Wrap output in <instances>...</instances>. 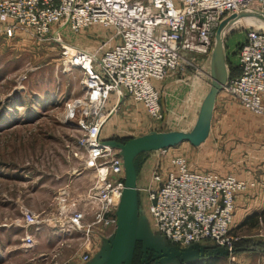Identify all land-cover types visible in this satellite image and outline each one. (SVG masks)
Returning a JSON list of instances; mask_svg holds the SVG:
<instances>
[{
	"label": "built area",
	"instance_id": "built-area-1",
	"mask_svg": "<svg viewBox=\"0 0 264 264\" xmlns=\"http://www.w3.org/2000/svg\"><path fill=\"white\" fill-rule=\"evenodd\" d=\"M254 4L264 11V0H0V33L10 40L21 31L57 42L64 67L84 76L85 95L69 105L68 117H75L82 131L83 170L92 173V183L82 190L62 188L56 212L47 220L26 210L22 222L27 248L35 246L33 233L45 221L61 236L80 231L87 239L97 230L117 226L126 173L120 150L102 137L117 108H108V102L127 94L144 105L151 119L162 122V92L154 82L176 73H203L196 57L210 52L221 23ZM93 25L111 28L109 41L118 42L103 52L104 46L89 51L63 37L66 29L77 33ZM237 65L239 74L228 78L223 89L264 117V29L245 30ZM160 151L169 154L168 149ZM249 190L264 198V177L245 180L195 170L185 155L171 154L153 172L148 211L158 232L179 247L213 241L232 252L239 240L230 233L237 198ZM90 214L93 219L86 223ZM82 258L90 260V255Z\"/></svg>",
	"mask_w": 264,
	"mask_h": 264
},
{
	"label": "rangeland",
	"instance_id": "rangeland-1",
	"mask_svg": "<svg viewBox=\"0 0 264 264\" xmlns=\"http://www.w3.org/2000/svg\"><path fill=\"white\" fill-rule=\"evenodd\" d=\"M262 11L259 5L249 8L245 11L247 15L223 30V48L224 52L227 50L226 65L230 72L238 66L237 53L245 39V30L264 29V15L257 16ZM113 33L111 28L93 25L77 33L66 29L63 37L70 44L89 51L104 46L103 52L118 42V38L109 41ZM17 35V38L10 40L0 33V264H40V258L48 259L55 253L52 249L56 244H50L55 241V236L59 240L73 237L61 236L56 228L48 226L45 221L39 231L30 228L37 241L33 248H27L24 245L27 229L22 222L24 212L33 211L47 220L56 212L58 206L54 203L62 188L69 186L82 190L93 179L90 171L83 170L82 131L75 117H68L69 105L85 95L84 76L78 69L68 70L64 67L61 47L57 42L40 40L21 31ZM216 42L215 37L210 52L196 57L203 69V76L209 82H212ZM114 105L119 107L105 125L103 138H118V142L124 143L160 131L159 122L151 119L144 105L129 95L124 94L120 100L114 95L107 107ZM213 115L212 131L207 139L194 149L180 150L191 168L234 175L245 180L264 175V117L241 106L225 89L216 96ZM177 147L179 144L171 146L168 156L161 151L143 152L144 159L149 160L146 164L151 162L155 170L163 161H167L169 155L180 153ZM139 163L142 169L144 164ZM146 174L140 173L142 179L137 181L140 202L138 217L145 231L140 239L156 242L163 249L169 248L174 243L165 241L158 232L145 203L146 194L140 189ZM259 196L261 193L258 191L249 190L237 198L236 217L230 233L239 240L258 233L249 226L241 227L244 219L240 222L239 219L260 206L263 210L259 211H264V201L259 203ZM242 202L246 205L243 208H248V211L240 209ZM261 223L264 224L263 219ZM135 227L138 228V223ZM48 240L52 242L48 243ZM64 243L58 246L61 244L62 248ZM196 245L204 246V250L199 252V257L203 259L196 264L226 263L227 257L211 260L218 256L216 252L221 246L217 243L206 241ZM155 252L157 250L153 249L149 256H143L150 259L144 264H155ZM40 253L46 254L40 257ZM214 253L217 256H213Z\"/></svg>",
	"mask_w": 264,
	"mask_h": 264
},
{
	"label": "crops",
	"instance_id": "crops-1",
	"mask_svg": "<svg viewBox=\"0 0 264 264\" xmlns=\"http://www.w3.org/2000/svg\"><path fill=\"white\" fill-rule=\"evenodd\" d=\"M244 41V40H243ZM242 41V42H243ZM227 52V50H226ZM225 53V56L227 54ZM238 57V53H237ZM227 60V59H226ZM238 63V61H237ZM238 67V66H237ZM238 69V70H237ZM237 72H240L239 67L235 69L234 74ZM228 78H231V72L228 69ZM212 82H209L203 74H196L191 71L182 72V73H176L172 74L169 77H167L164 81H155V86L162 92V107L165 113V118L162 122H159V129L160 133H171V132H184V133H190L195 128L201 108L203 106V103L205 99L207 98L211 87ZM212 116V121H213ZM227 117V115H225ZM213 124H211L212 126ZM212 131V128L210 129V132ZM209 132V135H210ZM110 138V137H106ZM191 148H195L194 145H192L190 142H183L179 144V147H177V150L180 152L179 154H183L180 150L187 151ZM169 151H171V147L167 148ZM145 155H141L140 161L144 164L142 166V169L140 168L139 163V175L140 173H147L146 179L141 183L140 189L146 194V206L148 209V194H147V187H149L152 184V174L154 172V167L151 162L148 165L149 160L144 159ZM141 169V170H140ZM139 176V178L142 179V176ZM263 176L264 175H260ZM137 188H138V182H137ZM262 196L258 197L257 199L260 200V202L264 201V198H261ZM242 207L240 209L244 211H248V208H243L245 203L242 202ZM261 206L256 208L254 211L245 213L244 217L239 219V222L248 215L252 214L253 212L263 210L260 209ZM239 210V209H238ZM92 213V212H91ZM236 217V215H235ZM93 217L92 214L88 215L85 222L88 223L92 221ZM263 220H264V214H263ZM242 222V221H241ZM263 223V221H262ZM258 224L252 230H257L258 233H254L251 236L247 237V239H251L255 241L254 245L249 246H243L240 250L234 248V250L231 252V254H226L225 250L226 248H218V251L216 252L217 256L215 259H211L212 261L217 260L220 257H227V261H225V264H264V224L262 225ZM50 229V228H48ZM41 230V229H40ZM51 230V229H50ZM116 227H110L103 230H97L89 239L84 236V234L80 231H76L73 233L71 239H60L58 236H55V241H47L51 245L56 244L55 249H52L54 253L52 256L48 255L49 258H43L42 254L46 253H40L38 257L42 259L40 264H101L100 261L102 260L100 256H102V252L104 250V239H109L113 233L115 232ZM105 231V232H104ZM42 233V232H41ZM48 235V234H47ZM48 236H51L48 235ZM77 236V237H76ZM76 238H78V241ZM37 241V240H36ZM62 244V248L58 246L59 243ZM172 247H178L176 244H172ZM57 248V249H56ZM60 248V249H59ZM144 244L142 242H138L136 244V249L134 252V256L132 260L129 262V264H144L143 256H145V252L143 251ZM56 250V251H55ZM215 250V248H214ZM48 254V253H47ZM84 254L90 255V260L85 261L82 257ZM212 254V251H211ZM45 259V260H44ZM175 259V260H174ZM203 258H190L187 260L179 259L178 257L166 259L163 262H159L158 264H196L199 261H202ZM46 260L48 262L46 263ZM210 260V259H209ZM150 262V259H148ZM148 264V263H147Z\"/></svg>",
	"mask_w": 264,
	"mask_h": 264
},
{
	"label": "water",
	"instance_id": "water-1",
	"mask_svg": "<svg viewBox=\"0 0 264 264\" xmlns=\"http://www.w3.org/2000/svg\"><path fill=\"white\" fill-rule=\"evenodd\" d=\"M245 15H247V13L242 12L241 14L229 17L221 23L216 32L215 37L217 42L213 54L211 72L212 87L203 103L198 122L192 132H155L142 138L128 140L124 143H120L116 140L107 141V143L112 147L120 150V155L124 160L126 178L125 189L123 190L122 197L116 211V230L109 239H104V250L102 252V256H100L102 259L100 261L101 264H129L134 256L136 244L138 242H142L144 244L143 251L145 252V257L153 249L157 250V252H155V258H153L155 260V264L175 257H178L181 261L194 257L199 258V252L204 250V246H197V243L184 248L166 247L163 249L160 247V244L156 242L141 240V236L145 233V231L144 227L140 225L141 220L140 217H138L140 212L139 194L137 191L139 161L141 155H144L143 152L145 151H160L183 142H190L192 145L197 146L202 144V142L207 139L211 129L213 105L216 96L221 90H223L224 84L228 79V69L223 48L222 32L233 21L243 18ZM262 15H264L263 11L257 14V16L260 17ZM117 107L119 106L117 105ZM136 223H138V228L135 227ZM163 239L168 241L165 237H163ZM170 244H172V242ZM166 245L168 246L167 243ZM225 253L227 255L231 254L228 249L225 250ZM144 261H148V259L145 258Z\"/></svg>",
	"mask_w": 264,
	"mask_h": 264
},
{
	"label": "trees",
	"instance_id": "trees-1",
	"mask_svg": "<svg viewBox=\"0 0 264 264\" xmlns=\"http://www.w3.org/2000/svg\"><path fill=\"white\" fill-rule=\"evenodd\" d=\"M258 6V4H254L253 7ZM238 68V67H237ZM236 69V68H235ZM238 70V69H237ZM235 71V70H234ZM234 71H231V78L234 76H237L239 73L237 72V74H234ZM106 139V138H105ZM112 140L111 138H107V140ZM114 139V138H113ZM116 141H120L118 138L115 139ZM123 141V140H121ZM177 154V153H176ZM179 154V153H178ZM263 214L264 211H256L253 212L252 214L248 215L241 223V227L244 226H249L251 228H254L255 226H257L260 221L263 219ZM255 241L251 240V239H247V238H241V240L237 241L235 243L234 248L236 249H241L243 246H249V245H254Z\"/></svg>",
	"mask_w": 264,
	"mask_h": 264
}]
</instances>
